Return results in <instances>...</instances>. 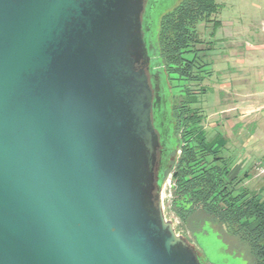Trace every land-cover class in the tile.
<instances>
[{
    "label": "water",
    "instance_id": "1",
    "mask_svg": "<svg viewBox=\"0 0 264 264\" xmlns=\"http://www.w3.org/2000/svg\"><path fill=\"white\" fill-rule=\"evenodd\" d=\"M183 1L0 0V264H211L165 207Z\"/></svg>",
    "mask_w": 264,
    "mask_h": 264
},
{
    "label": "trees",
    "instance_id": "2",
    "mask_svg": "<svg viewBox=\"0 0 264 264\" xmlns=\"http://www.w3.org/2000/svg\"><path fill=\"white\" fill-rule=\"evenodd\" d=\"M218 11L217 0H184L163 18L156 43L162 68L172 84L173 79L177 81L172 87L196 80V69L198 77L202 73L211 76L212 72L202 71L206 65L198 63L199 53L210 51L211 46L192 48L203 42L198 38L197 24L211 22ZM219 25L214 22L215 31ZM179 93L174 95L164 173L174 184L170 211L180 222L178 229H187L197 242L195 235L206 233L209 226L219 233L229 251L243 254L245 259L248 256V264H264V198L241 186L243 179L231 178L233 168L223 155L225 136L217 134L210 139L202 127L201 110L192 108L196 98L188 89ZM177 150L181 151L178 156Z\"/></svg>",
    "mask_w": 264,
    "mask_h": 264
},
{
    "label": "rangeland",
    "instance_id": "3",
    "mask_svg": "<svg viewBox=\"0 0 264 264\" xmlns=\"http://www.w3.org/2000/svg\"><path fill=\"white\" fill-rule=\"evenodd\" d=\"M178 2L179 0H173L174 4H171L162 14L174 9L173 7ZM217 3L219 11L217 15L212 17V21L208 23L202 21L197 24L198 38L203 42L195 46L196 50L208 48L211 42L212 45L215 44L214 19L217 17L220 21L231 22L236 25H254L256 27L260 23L258 21L261 12L259 9L264 7V0H217ZM229 30L225 29V33ZM246 41L245 39L242 40L244 43ZM225 56L224 44L219 45L216 50L200 52L198 63L206 65L202 68V71L213 72L211 76L202 73V76L200 75L199 77L203 79L197 80L199 72L196 69L193 73L196 80L178 82L181 87H172L171 94L177 95L180 90H189L197 100V103L192 105V108L201 110L204 119L202 127L207 132L208 137L213 139L217 134L221 133L228 139L227 149L223 155L229 158L233 168L231 178L243 179L241 186L258 193L264 198L263 160L259 152L256 151L258 146L261 149L264 146V111L255 110L246 117L245 112L241 109L220 113V111L231 107L241 106L240 99L242 96L240 90L234 89L238 88L236 85H238L237 82L239 80L235 81L236 84L232 86L233 89L224 85L229 83L231 78L228 75L231 74L230 72H234L233 69H235L228 61H225ZM171 85H177V81L173 79V84L171 83ZM180 99L181 97L179 96L176 102L179 103ZM260 116L263 121L258 122ZM235 124L237 125L236 127ZM251 136H253L251 144L254 146V151L250 150L253 149V147H250L252 145H245ZM262 151L264 152V150ZM246 173L248 176L244 178ZM172 197V189L167 186L165 191L166 211L169 217L173 218L179 226V220L170 211ZM180 231L191 239V234L187 229L182 228ZM195 237L197 243L205 251V258L211 264H248V256H246V260L243 254L237 255L235 251H229L219 233L212 230L211 227L207 226L206 233H198Z\"/></svg>",
    "mask_w": 264,
    "mask_h": 264
},
{
    "label": "crops",
    "instance_id": "4",
    "mask_svg": "<svg viewBox=\"0 0 264 264\" xmlns=\"http://www.w3.org/2000/svg\"><path fill=\"white\" fill-rule=\"evenodd\" d=\"M259 10L261 11L258 18L260 23L256 27L254 25L244 26L243 24L236 25L231 22L220 21L217 19L218 17L214 19V22L217 21L220 25L215 31V44L210 43V51L216 50L219 45L224 44L225 61H228L235 68L233 69L234 72L232 71L228 75L231 78H229V83L224 85L233 89L232 86H235V81L239 80L240 82L238 81V85H236L238 88L234 89L242 92L241 106L238 105L220 111L221 114L241 109L245 112L246 117L255 110L264 111V7H260ZM225 29L231 30L225 33ZM243 39L247 40L246 43L242 42ZM260 121H263L261 116L258 122ZM252 139L253 136L247 140L245 145H252ZM226 140L228 144V139L226 138ZM250 147H253L250 150H255L253 145ZM262 150H264V146L263 149L258 146L256 151L259 152L264 166V152ZM262 178L264 179V177Z\"/></svg>",
    "mask_w": 264,
    "mask_h": 264
},
{
    "label": "built area",
    "instance_id": "5",
    "mask_svg": "<svg viewBox=\"0 0 264 264\" xmlns=\"http://www.w3.org/2000/svg\"><path fill=\"white\" fill-rule=\"evenodd\" d=\"M168 186H169L170 188L172 187L171 176H169V179H168Z\"/></svg>",
    "mask_w": 264,
    "mask_h": 264
},
{
    "label": "flooded vegetation",
    "instance_id": "6",
    "mask_svg": "<svg viewBox=\"0 0 264 264\" xmlns=\"http://www.w3.org/2000/svg\"><path fill=\"white\" fill-rule=\"evenodd\" d=\"M196 45H197V44H195V45L193 46L192 50H196V49H195V46H196ZM171 183H172V187H171V189H173V185H174V184H173V182H172V177H171Z\"/></svg>",
    "mask_w": 264,
    "mask_h": 264
}]
</instances>
